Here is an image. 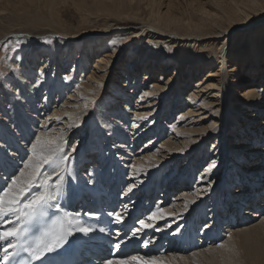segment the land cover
<instances>
[{
	"label": "rangeland",
	"instance_id": "374dc122",
	"mask_svg": "<svg viewBox=\"0 0 264 264\" xmlns=\"http://www.w3.org/2000/svg\"><path fill=\"white\" fill-rule=\"evenodd\" d=\"M258 1L264 2V0ZM232 2L235 4H231L229 0H220V3L216 0H103L101 3L98 0H0V84L5 87L6 84L12 83L11 86H13L16 79L15 72L20 70L23 74H27L31 82L30 86L33 88L32 91L37 93L33 95L35 97L34 103L32 108H30L32 112L28 111L24 117L25 123L29 127H27L26 133L27 141H22V143H25L24 147L22 146L24 149L18 147L13 141L11 142L14 144H4L5 148L7 145L8 149L16 155L7 153L1 156L0 174L5 172L4 168L9 170L10 173L13 168L23 166V160L27 158V155H30V142L34 141L36 136L40 135V132L51 133L54 136L60 134L56 142L62 143L65 153L70 154L68 164H71V159L75 160L76 172L87 174L88 178L93 177L92 166L98 165L100 168L95 170V174L97 178L101 179L104 187L106 176L109 177L106 184L108 189L112 187L108 186V184L113 183L112 181L114 180L113 176L107 175L108 169L111 171L113 166H115V161H113L116 158L115 155H120L116 158V165H119L117 170L120 168L119 172H121L124 169L120 177L125 179L123 181L118 179L114 184L120 190L121 182L123 188H121L119 200L123 204L126 202V206V204L133 205L134 198L139 193L133 189L128 191L129 185L137 184L138 190L140 186L138 180H141L142 176H144L143 174H146V172L135 173L138 169H143L138 167L141 159L148 154H154L155 160L159 156L171 154L163 160L162 167L164 169L160 168L163 172L161 176V171H159V176L163 177V179L165 178V180L162 181L160 186L154 182L155 193L141 197V208L146 209V213L144 212V214L142 210V214L133 219L134 221L136 220L135 227H141L138 223L139 220H144L147 225H150V227L145 228L146 231L151 232L150 235L156 231L153 237H148V234H146L144 239L146 237L150 239L157 237L159 241L156 243L160 242L164 245H161L159 252L155 254L157 256L164 254L162 248L168 242L169 233L167 232L169 231L170 234L174 233L181 225V222L183 220L186 221L184 219L186 216H182L181 214L183 213L181 211L178 212L179 216L177 214H169L167 215L168 217L165 216L158 220L148 216L153 213L151 210H154V208L158 209L157 206L163 209L171 206L174 203L171 201L173 196L179 195L180 192L176 190L181 187L180 184L172 192H165L163 197L167 195V198L162 197L160 199L162 201L158 203L157 198L160 194L158 192L165 189L170 174L172 175L174 172L179 174H175L173 177L176 181L177 177H181L180 181L182 183L188 180L187 185H184L188 189L191 187L188 191H193L194 193L205 192V199H201L199 195V202L197 204L193 203V209L189 211V214L195 209L201 208L199 204L207 205L209 209L215 205L216 209V202L221 197L219 195L224 190L226 191L225 183L228 185L227 189L230 188L231 190L235 187L231 184L236 180H240L242 185L244 180H257L261 183V179H264V133L261 134L260 130L264 127L261 128V122L259 121L264 118V110H261V108L264 109V99H262L263 103L260 104L259 108H252L246 105L249 110L244 111V113H247L246 115L257 114L258 117L255 120L247 117L249 124L253 125L255 130L251 131L248 126H244L236 135H234L235 131H229L228 140L230 147L226 148L223 144L218 145V143L212 141L213 139H208L209 131L213 129L209 125L216 126L214 123L216 119L212 115H214V111L221 103L220 94L222 92L220 90L218 93L216 88L219 85L215 86L214 84H217V82L219 84V79L227 73H220L219 67L216 65L212 67L205 65L200 69L199 73L194 72L197 70H193L191 73V69L184 72L185 68L183 69V65L179 68L178 61L175 58L176 50L181 44L179 46L171 44L169 45L171 48L169 50L166 47L155 48L154 42L149 41V38L143 32L136 34L128 41L126 46L117 48L118 43L113 44L112 41H119L123 35L119 34L120 37H118L115 33L109 35L110 30L108 32L103 31L107 25H111V29L121 31L144 29L145 25L148 24L146 22L147 19L151 18L149 13L154 11L165 19L170 16H180L187 19L192 17L196 21L203 18L204 22L207 21L206 15H216L217 18L215 17V20L217 22L211 25L219 26L217 31L224 32L223 30L227 29L230 24L229 16L234 15L232 17H237V14L233 13L234 8L233 10L229 8L231 6L241 8L247 3H252L251 0H234ZM261 13L264 14V12L260 11L258 14L252 15H257L256 17H258ZM235 18L232 19L234 20ZM194 20L192 23L194 22V25H196ZM45 38L51 42L46 43ZM234 39L237 40L236 37ZM17 41H19L18 47H16ZM207 41L208 39H205L203 42ZM106 42H108L107 45L100 46ZM4 45H7V49H5ZM13 48H15V51H13ZM254 48L258 51L261 50V47L256 48L254 46ZM140 49L143 51L144 57L142 61L138 62L137 57ZM193 49L195 55L209 54L216 61L222 60L221 54L214 50L213 45L208 46V48L195 46ZM228 50H231L232 55L235 56L233 61L238 60L239 67L238 70L234 69L231 72L228 70L230 74L227 77V81L230 84L229 88L242 91L250 85H257V88H260L261 82L264 81V75L259 76L256 73L261 71L260 60L261 56H264V49L257 53V58L253 57L256 54H251V51H248L246 56H242V53L237 51L238 48L228 47ZM103 52L108 55L105 59L110 61L100 64L103 66V70L99 73H105V75L104 77L102 76V79L101 77L99 79L97 78L98 75H96L97 77L94 76L95 73L93 71H95V68L93 66L97 60L96 58ZM153 53H158L159 56L153 58V61L157 59L153 63L156 65L154 66V71L150 72V69H147L151 57L154 56ZM17 56H19V59L16 58ZM218 56H220L219 59ZM250 59L254 61L253 67H250L247 63L250 62ZM77 63L78 66L76 67ZM165 65L166 68L164 67ZM243 73L246 74V77L242 79L237 77ZM38 74L39 77L43 74L42 79L44 82L37 78ZM261 74H264V70ZM127 76L130 78L129 82L124 87L120 86L123 93L126 92L123 95L122 91H118L116 86L120 82L123 85L127 80ZM172 77L174 79H171ZM201 77L207 78L203 81L205 82V87L200 94L201 96L191 99L189 97L190 93H188L181 95L180 101H175L176 92L174 89L177 88L179 82L181 83L180 89L185 88V91L191 92L195 86V80ZM235 78H238L237 82L234 81ZM51 80V83L61 84V88L57 87L54 90L55 92L52 91L50 99L46 102L47 107L44 109L40 107V104L45 100V85H50L49 82ZM186 80H188L187 83ZM154 81L162 87H157L149 95V89H151ZM76 87L81 88L82 92L86 94L84 97L82 96V100L79 99L80 96L78 97L80 92L75 91ZM208 87L210 88L206 89ZM1 91L0 89V96L3 95ZM111 92L112 94H117V99L120 98L117 102L111 99ZM31 94L28 93L27 95L30 96ZM211 94H213V97L209 96ZM228 94L235 93L228 91ZM202 101H205L204 105H202L204 109H201L198 105ZM89 102H91L90 106ZM105 107L110 109L105 116L107 117L105 121L116 123L113 118H117L119 121L118 124L116 123L117 126L120 129H125L126 137L124 139L119 140L113 134L108 136L109 129L107 131L106 122H102L99 117ZM87 108H90L88 113ZM209 109L212 110V113L208 112ZM65 110L74 112L66 114ZM7 113H12V110L7 111ZM184 113H187L186 116L182 115ZM2 114V117H4L6 112L1 111L0 115ZM199 116L202 117L201 120H198ZM94 118H98L100 123H102L96 130L91 126L95 121ZM159 124L163 125L158 129L155 126ZM227 130L228 128L225 130V135ZM253 131H255L254 134L252 133ZM95 132L96 137L91 138ZM200 135L201 139L199 138ZM61 137L65 138L63 142L60 141ZM150 141L151 143L149 144ZM195 141L198 143L194 144L193 142ZM105 142H107V145H105ZM118 142H122L120 144L123 146H119ZM196 147L198 148L196 149ZM200 148H204L208 153L202 159L201 152L203 151ZM0 149H2V146ZM78 153L82 156L80 162L76 159ZM182 155L185 156L181 158L180 156ZM103 156L105 158L100 163ZM108 156L110 157L109 161L105 162ZM186 157L189 158L187 159ZM185 158L186 161L183 162ZM257 159H260L259 162H255ZM210 165L214 166L209 167ZM185 166L187 168L183 172ZM88 169L91 171L92 176ZM170 170L171 173L168 174ZM205 172L208 173L206 174ZM204 174L208 177L205 178ZM248 174L249 176L247 177L246 175ZM251 176L254 178H251ZM150 183L152 182L150 181ZM104 187H102L103 190L106 189ZM111 192L112 189L109 190V193ZM225 193L228 195L227 191ZM126 194L127 197L123 200V195ZM128 199L130 202H127ZM212 199L214 201L211 202ZM224 200L225 197H223V202H225ZM207 201H210L212 205H208ZM225 206L223 211L228 213L230 208L226 211ZM245 207L246 205H243L238 210L240 218H237L238 220H243V222L239 221L238 228L243 225L248 226V224L250 226L256 221L260 222V219L264 217V207H262L261 212L263 215L260 218L252 215V217L241 215ZM183 210L185 211V209ZM223 211L222 209L219 210L221 213ZM248 213L250 212L248 211ZM169 216L172 218H169ZM197 217L194 218L193 224V228L197 231L196 242H198L199 238L201 239V242L197 243L201 244V246L196 247L197 250L203 249V247L204 249L209 248L211 245L217 246L227 240L229 244L234 245L235 250L243 249L244 246L242 247L239 243L236 244L234 242L238 238V233L232 235L233 229H227L229 226L228 220L226 222L221 221L219 224L221 226L219 227V241L217 240L218 237L213 238L211 240L217 242L209 244L208 240L210 241L211 237L202 239L201 233H199L203 224L209 225V221L205 223L208 220V215L203 212L202 218ZM216 221H213V223L216 224ZM168 224L170 225L165 228ZM234 225H230L231 228L236 227ZM215 226L217 227V225ZM229 234H231V237H229ZM87 238L84 237V239ZM206 241L208 242L207 244ZM193 251L191 250L189 253ZM128 258L133 260L132 256ZM99 261L103 260L100 259Z\"/></svg>",
	"mask_w": 264,
	"mask_h": 264
},
{
	"label": "bare ground",
	"instance_id": "6f19581e",
	"mask_svg": "<svg viewBox=\"0 0 264 264\" xmlns=\"http://www.w3.org/2000/svg\"><path fill=\"white\" fill-rule=\"evenodd\" d=\"M98 1H99V3H101L103 0H98ZM216 1H218L220 3V0H216ZM229 1L231 4H235L232 2L234 0H229ZM251 1H252L251 4L247 3L244 6H242L241 8L234 7V6H231L229 8L230 10H233V8H234L233 13L237 14V17L236 18L232 17L234 15L229 16L230 24H229L227 29L223 30L224 32L217 31V28L219 26L211 25V24H214L217 22L215 20L217 18L216 15H206L207 21L204 22L203 18L199 21H196L192 17H188V19H187V18H183L180 16H172V17L170 16L169 18L165 19L164 17H162L158 13H155L154 11H151L149 13V16L151 18L147 19L146 22L148 24L145 25L144 29H141V30L130 29V31L129 30L128 31H125V30L121 31V30L111 29L112 26L107 25V27L103 31L108 32L110 30L109 35H112L113 33H115V35L118 37H120V35H123V37H120L121 39L118 41L117 48L120 46H126L128 41L131 40L136 34H140L143 32L147 35V37L149 38V41L154 42L155 48L166 47L169 50V49H171L169 47V45L173 44V46L174 45L179 46L181 44V46L179 48H177V50H176L175 58L178 61V67L180 68L183 65V69L185 68L184 72H187V70L191 69L192 70L191 73L193 72V70H197L194 72L199 73V71H201L200 69H202L205 65H207V67L208 66L212 67L213 65H216L217 67H219L220 73H224V74L227 73L226 75H223V77L219 79V84H218V82H217V84H214L215 86L219 85V87L216 88L217 92L219 93L220 90L222 92L220 94L221 103H220V105H218V108L214 111V115H212L216 119V121H214L215 119L213 120L214 123L216 124V126L213 127V129H211L209 131L210 135L208 138L209 140L213 139L212 141L215 143H218V145L223 144L227 148V147H230V142L228 140V138H229L228 132L229 131H232V132L235 131L234 135H236L238 132H240L241 129H243L244 126H248L249 129H251V131L255 130L253 128V125L249 124V120L247 117H250L251 119L255 120L258 117L257 114L255 113V114H251V115H246L247 113H244V111L249 110V108L246 107V105L251 106L252 108H255V107L259 108L260 104L263 103L262 99H264V81L261 82L260 88H257V85H252V86L250 85V86L246 87L244 91L239 90V89H230L229 88L230 84L227 81V77L230 76L229 72H231L234 69H236V70L239 69L238 60L233 61L235 56L232 55L231 50H228V47L238 48L237 51L242 53V56H246V54H248V51H251V54H256L253 56L254 58H257V53H259L261 50L264 49V27H263V25H264V14L261 13V15H259L258 17H256L257 15H252V14H258V12H260V11L264 12V2H261L258 0H251ZM217 5L221 6L220 4H217ZM232 18H235V19L233 20ZM149 20H150V22H148ZM190 20H191V22H190ZM193 20L196 21V23H195L196 25H194V22L192 23ZM109 35H107V36H109ZM235 37L237 38V40L234 39ZM205 39H208V41L204 43L203 41H205ZM234 40H235V43L233 45ZM107 44H108V42L102 43L100 46H104ZM210 45H213L215 48L214 50L217 51V53L221 54L222 60L216 61L215 59H213V56H211L209 54H207V55H202V54L195 55L194 54L193 48L195 46H202V47L208 48V46H210ZM254 46L256 48L261 47V50L260 51L256 50L254 48ZM115 50H116V48H115ZM114 52H116V51H114ZM103 53H101V55L96 58L97 60L93 66L95 68V71H93L95 73L94 76L98 75V77L97 76L96 77L99 79H100V77L102 79V76L104 77V75H105V73H99L100 71L103 70V66H101L100 64L108 63L110 61L109 59H105V57H107L108 55H106L105 53H104L105 54L104 55ZM138 53H139V55L137 58H138V62H140L143 60L144 53H143V51H141V49L138 51ZM153 55L154 56L151 57V60L149 61V66L147 69V70L150 69L149 70L150 72L154 71L153 69H154V66L156 65V64L154 65L153 63H155V61L157 59H155L153 61V58L159 56L158 53H153ZM219 58H220V56H218V59ZM209 59H211V60H209ZM34 60H35V58H34ZM260 62H261V71L256 73L259 76L264 75V74H261L264 70V64H262V63H264V56H261ZM212 63H214V64H212ZM227 63H229V64H227ZM247 63L249 64L250 67L254 66V61L251 59H250V62H247ZM75 66L77 67L78 63ZM164 67L166 68V65ZM229 67H230V69H229ZM228 70H230V71L228 72ZM41 73H43V72H41ZM37 76H38L37 78H39L41 80V82H44V80L42 79L43 74L41 75V77H39V74ZM143 76H146V75H143ZM15 77H16V79H15V83H13L14 84L13 86H11L12 83L6 84L5 87H3L2 84H0V89L2 90L1 92L3 93V95L0 96V112L1 111L6 112L4 117H2L3 114L0 115V147L2 146V149H0V158H1V156H4L7 153L14 155V156L16 155L14 152H12L11 150L8 149L7 145H11V143H12L11 141L15 142L17 144V146L20 148L25 144V143H22V141H25L27 139L26 133H27L28 124L26 125L24 117L28 111L32 112L30 108H32L33 103H34L35 97L33 95L37 94V93L32 91L33 88L30 86L31 82L29 81L27 74H25V73L23 74L22 71L18 70L17 72H15ZM148 77H149V75H148ZM237 77L242 79V78L246 77V74L245 73L239 74ZM254 77H256V75H254ZM171 79H174V78L172 77ZM205 79H207V78L201 77V78L195 80V82H194L195 86H194V88H192V91L190 90L191 92L185 91V88L180 89L181 83L179 82V84H177V88L174 89V91L176 92L175 101H177V100L180 101V99L182 98L181 95L188 94V93H190L189 97L191 99H196L197 97H199L201 92L204 91L205 82H203V81ZM129 80H130V78L127 76V80L124 82L123 85H121V82H120L116 86V87H118V91H122V88L120 86L124 87V85L127 82H129ZM237 80H238V78H235L234 81L237 82ZM51 82H52V80L49 82L50 85L49 84L45 85V87H46V92L44 93L45 100L40 104V107L44 108V109L47 107L46 102L50 99L52 91H54L55 88H57V87L61 88V84L51 83ZM187 82H188V80H186V83ZM45 83H46V81H45ZM157 87H162V86H159V83L157 84L156 81H154L153 84L151 85V89H149V95ZM209 88L210 87H208L206 89H209ZM75 91L80 92V94L78 95V97L80 96V98H79L80 100H82V96L84 97L86 95L84 92H82L81 88H79V87H76ZM228 91L234 92L235 94H228ZM28 93H32V94L30 96H28L27 95ZM125 93H123V91H122L123 95ZM111 94H112V92H111ZM209 96L213 97V94H211ZM111 99H113L114 102L115 101L117 102L120 98L117 99V94L113 93L111 95ZM204 103H205V101L199 102L198 105L201 109H204V108H202V105H204ZM90 104H91V102H89V106H90ZM72 105H74V104H72ZM200 108H198V109H200ZM10 110H12V113H7V111H10ZM86 110L88 113V111H90V108L89 109L87 108ZM261 110H264V109L261 108ZM65 111H66L65 112L66 114H70V113L74 112L72 110H65ZM109 111H110V109L108 107H105L104 110H102V113L99 114V117L102 119L101 121L106 122L107 131L109 129L108 136H112L111 134H113V136H116L115 138H119V140L122 138L124 139L126 137V132H125V129H122V128L120 129L117 126V124L119 123L117 118H115V119L113 118V120L116 121L117 124L116 123H110L108 120L105 121V119H107V117H105V116ZM208 112L212 113V110L209 109ZM186 114L184 113L182 115L186 116ZM201 116H199L200 118H198V120H201V118L203 117V116L202 117ZM179 118H181V117H179ZM94 120H95L94 121L95 124L93 123L91 126L94 127V129L96 130V129H98V126H101L102 123H100V120H98V118H94ZM198 120H196V121H198ZM259 122H261V128L264 127V118H262L261 121H259ZM162 125L163 124H159V125H156L155 127L159 129V127H161ZM227 128H228L227 134L225 135V130ZM208 129H209V127H208ZM260 131H261V134H263L264 128L261 129ZM41 133L42 132H40V134ZM62 133H65V132H62ZM252 133L254 134L255 131H253ZM242 134H245V133H242ZM95 135H96V132L91 138L96 137ZM251 136H253V135H251ZM59 137H60V134H58L57 136L56 135L54 136V134L47 133L45 135V138L55 139L56 141H58ZM199 138L201 139V135ZM202 138H203V136H202ZM253 138L256 139L254 136H253ZM64 139L65 138L62 137V140H60V141L63 142ZM152 139H154V138H152ZM1 140H2V142H1ZM196 142L197 141H195L193 143L196 144ZM5 143L7 144L6 148L4 146ZM106 143L107 142H105V145H107ZM118 143L120 144L122 142H118ZM150 143H151V141L149 142V144ZM12 144H14V143H12ZM119 146H123V145L120 144ZM197 148L198 147H196V149ZM201 149L202 148H200V150ZM5 151H6V153H4ZM82 151H84V150H82ZM202 151L203 152H201V159L204 157L205 154H208L206 152V150H204V148L202 149ZM18 153H19V151H18ZM174 154H172V155H174ZM108 155H110V154L108 153ZM165 155H167V156H165ZM165 155L159 156L158 159L155 160L154 154H148L147 156H145V158L141 159L138 167H142L143 169H141V170L138 169V171H136L135 173L139 174L140 172H146V174H143L144 175V176H142L143 178L141 180H138L140 183L138 190H137V187H138L137 184H135V183L130 184V185H134V187H132L133 190H136V192H139L137 197L134 198V202H133V203H136V205H138L141 202V197H144L146 192H148V194L153 192V185L155 186L154 182L158 183V185L160 186L162 181L165 180V178L163 179V177H160L163 174L162 169H164V167H162L163 166L162 163H163L164 158L169 157L171 154H165ZM119 156L115 155L116 158H118ZM184 156L182 155L180 157L183 158ZM81 157L82 156L78 153V157L76 158L77 161L80 162ZM104 158L105 157L103 156L102 159L100 160V163L104 160ZM109 158L110 157L108 156V158L105 160V162H108ZM116 158H115V160L113 159V161H115V163H114L115 166H113L111 171H109V169H108V173H107V175L110 174L114 178V180L112 181L113 183L108 184V186H110V187L112 186L110 189H108V187H106V184H107L108 179H109L108 176H106V182H105L106 189H105L101 179L97 178V176L95 174V170L100 168V167H98V165L92 166L93 177L88 178L87 174L85 175L84 173L80 174L79 172L78 173L76 172L75 160L73 161L71 159L70 160L71 164H68L69 163V161H68L67 162L68 165L66 164V166H65L66 171L63 173L65 176L64 192H63V195L60 197V203H61L63 209L66 210L67 212L75 215L74 211H71L70 209H68V207H69L68 205H71L74 200H77L79 197H82V196L86 197V199H88V195L90 196L91 194H93L95 192L99 193L98 191L100 189L103 190L102 187H104V189H105V190H103L104 192H109V190L112 189V192L109 193V195H111V197L106 198L107 199L106 202L108 204H110V203L113 204V202L111 200H112V198H115L116 192L119 191V188L117 187V185L114 184V182H116L118 179H120V181L121 180L123 181L125 179L123 177H120L121 173L123 172L124 169H122L121 172H119L120 168L117 170V166H119V165H116L117 164ZM186 158L188 159L189 157H186ZM186 158L184 159L183 162L186 161ZM260 159H257L255 162H259ZM78 164H80V163H78ZM67 166H68V168H67ZM161 167H162V169H160ZM186 168H187V166H185L183 172H185ZM4 170H5V172L0 174V175H5V174L9 173V170H6L5 168H4ZM261 170H263V168H261ZM88 171H89V169H88ZM159 171H161L160 176H159ZM230 171H232V169H230ZM235 171L237 172V170H235ZM89 172L91 173V171H89ZM69 173H70V175H69ZM170 173H171V170L168 172V174H170ZM175 174L179 175L177 172H174V173H172V175L171 174L169 175V179H167L168 182L165 186V189L161 192H158L160 194L157 198L158 203L161 202L162 200H160V199H162L163 193H165L167 191L172 192L173 189L176 188L177 185L180 184L181 187L178 190H176L177 192H180L179 195L173 196V200H171L174 203H172L171 206L166 207L165 209L157 206L158 209L154 208V210H151L156 215L153 216V213H152L151 215H148V216L153 217V219H155V220H158V219H161V218H163L169 214H175V215L177 214V216H179L180 214H178V212L181 211L183 213L181 215L186 216V218H188V219H187V223L185 225L181 226L180 229L182 228V231H183V230H185L186 227L191 225L189 230L186 231L187 234L185 232L183 234V236H181L180 239L173 238L171 240L169 238V241H168L169 247L168 248H167V246L164 247V249H163L164 254L162 253L163 255L157 256L154 254V252H152L150 254L151 256L149 258L144 257V254L142 252L147 247H152L155 244V239H157V237H154L152 240H147L148 241L147 247L142 246L140 248V250L138 252H136L135 255L132 256V257H136L137 259H133V260H129V258L116 259V260H113V264H145V260L149 261V264H153V261H152L153 257L155 258L154 264H264V217H262L260 219L261 220L260 222L256 221L254 224L252 223V225H250V226L248 224L249 227L247 225H243L240 228L237 227L239 224V221L243 222V220H241V219L238 220V218H240L238 215V210L241 209L243 205H246V207L243 210L244 213L241 212V215L244 214V216H249V217L255 216L257 218H260L261 215H263L264 212L262 213L261 210H262V207H264V179H261V183L258 182L257 180H255V181L244 180L243 185H242V182L240 180H236L231 184V185L235 186L232 190L230 188L227 189L228 185H227V183H225V189H226L228 195H226L225 190L222 192V194L219 193L220 194L219 196H221V197L216 202V204H217L216 209H215V205L212 206L211 209H209V208H207L208 207L207 205L204 206L202 204H199V206L201 205L200 206L201 208L195 209L194 211L190 212V214H189V211H191L193 209V207H192L193 203L197 204V202H199V200H200L199 195H200L201 199H203V198L205 199V196H206L205 192L204 193L200 192V193H202V194H200L197 192L194 193L193 191H188L191 187L188 189L184 186V185H187L188 180L185 181L184 183H182L180 181L181 177L180 178L177 177V181H176V179H173ZM206 174H204L205 178L208 177ZM259 174H257V175H259ZM91 176H92V173H91ZM155 176H156V178H155ZM246 176L248 177L249 174ZM140 177H141V175H140ZM251 178H254V177L251 176ZM150 181L152 183H150ZM120 184H121V182H120ZM95 185H99L100 187L95 186ZM128 195H129V193H128ZM126 196H127V194H126ZM215 196H217V194H215ZM223 197H225V200H224L225 202H223ZM163 198H165V197H163ZM213 199L211 200V202L214 201ZM207 203L210 206L212 205L210 203V201H207ZM122 204L123 203H121L120 206H122ZM219 204H220V206H219ZM128 205H129V209H127L128 212L132 211L136 207V206H134V204L133 205L128 204ZM224 206L226 208V209L224 208L226 211L228 208H230L228 213L227 212L225 213L223 211ZM124 207H127V205L126 206L124 205ZM124 207H121V209H123ZM195 207H197V205H195ZM254 208H256L258 210L255 211L256 209H254ZM183 209H185V211ZM220 209H222V211H223L222 213L219 212ZM124 211H125V209H124ZM248 211L250 213H248ZM203 212L205 215H208V220L205 223H208V221L211 223L212 220L217 218V220L219 222L218 225H219L221 221L226 222L228 220L229 226L227 227V229H233V231L231 232L232 235H235L238 233V238H236L234 242L236 244L239 243V245H241L242 247L244 246L243 249L240 248L238 250H235L234 245H232L231 243L229 244L227 242L228 240L221 242L219 244V245L223 244L224 245L223 248L218 247V245L217 246L211 245L209 248H206V249H204V247H203V249H198V250H197V248H194V249H192L194 251L191 253H189V251H191V250L186 251V252H180V248L176 249L175 246L180 244L187 236H190L189 240H192L195 237V230L193 228V224H189V223H190V221H192L197 216L199 218H202ZM259 212H261V213H259ZM187 215H188V217H187ZM121 216L123 217V215H121ZM170 217L171 216H169V218ZM124 221H127V218L123 217L122 222H124ZM233 221H235V222H233ZM148 222H149V220H148ZM90 223H91V226H93L96 229V231L90 233L88 238L86 237L87 239H84V236H82V234H79V233L70 237L71 239H73L75 241L76 246L78 247L77 252L79 251V246L81 245V243H83L84 245L87 246L86 250L89 251L90 253H93L95 251V249H99V252L103 253V255H104L101 259L103 261L105 259L110 260L109 255L106 254V253H108V250L105 248L104 249L102 248L105 246H104V244H101L102 242L100 241V239H102V237L106 236V235L103 233H100L98 231L99 228L95 224H93L92 221ZM191 223H193V222H191ZM234 223H236L235 224L236 227L231 228L230 225H234ZM148 224H150V223H148ZM169 225L170 224L166 225L165 228L168 227ZM219 227H221V226H217V228H219ZM136 228H140V231L138 233H136L137 235L142 234V233H144V234L148 233L150 235V233H151V232L149 233V231L145 230L146 227H144V228L136 227ZM217 228L215 229L214 226L211 227V226L203 224L201 226V232H202L201 236L208 237V238L213 237V236H214V238L218 237L217 240L219 241L220 229L218 230ZM225 228H224V230H225ZM236 228H238V229H236ZM155 232H152L150 237H153ZM174 232H177V231H174ZM222 232H223V230H222ZM211 239H213V238H210V241L208 240L209 244H211V243L214 244L217 242L215 240L212 241ZM85 241H88V242L85 243ZM199 241L201 242L200 238H199L198 242ZM208 242L206 241V244ZM92 245L95 248H92ZM231 245H232V247H231ZM199 246H201V244H199ZM141 258H143V259H141ZM99 260H100V258H99ZM99 260L97 257V258H94V260H92V261L94 264L95 263H98V264L101 263L102 264L103 261H99Z\"/></svg>",
	"mask_w": 264,
	"mask_h": 264
},
{
	"label": "snow or ice",
	"instance_id": "6c2138e0",
	"mask_svg": "<svg viewBox=\"0 0 264 264\" xmlns=\"http://www.w3.org/2000/svg\"><path fill=\"white\" fill-rule=\"evenodd\" d=\"M45 42L51 41L45 38ZM112 43L117 44L118 41ZM18 46L19 41L16 44ZM4 47L7 49V45ZM16 58L19 59V56ZM45 135L41 133L30 142V155L23 160L22 167L0 175V264H46L47 254L57 252L68 243L69 237L77 233L88 237L96 231L79 214L74 215L63 209L60 203L65 183L63 173L70 154L65 153L62 143L45 138ZM132 187L134 185H129L128 191ZM85 215L99 219V213L88 212ZM106 215L114 217L117 223L123 221V217L115 211H109ZM138 223L141 228L150 227L144 220ZM98 231L106 233L108 229L99 227ZM139 231L140 228L134 229L132 237ZM115 236L119 238L121 231L118 230ZM123 242L120 240L116 243V249ZM143 244L147 247L148 241H143ZM218 247L223 248L224 245ZM152 261L154 264V257ZM103 264H113V261L105 259ZM145 264H149V261L145 260Z\"/></svg>",
	"mask_w": 264,
	"mask_h": 264
}]
</instances>
